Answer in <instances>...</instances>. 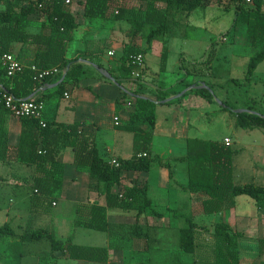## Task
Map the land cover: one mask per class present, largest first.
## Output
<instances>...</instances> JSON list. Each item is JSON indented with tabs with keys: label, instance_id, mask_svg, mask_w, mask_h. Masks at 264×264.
Instances as JSON below:
<instances>
[{
	"label": "crops",
	"instance_id": "1",
	"mask_svg": "<svg viewBox=\"0 0 264 264\" xmlns=\"http://www.w3.org/2000/svg\"><path fill=\"white\" fill-rule=\"evenodd\" d=\"M68 1L69 3H65L68 5V9L74 16L78 26L71 34L70 40L65 43V58L67 60L78 58L76 62L83 65V73L77 85H70L62 92L57 91V86L48 87L57 84L59 80L56 78L52 84L46 85L38 93L30 96L39 97L44 102L45 108L42 119L45 122L53 121L63 124L78 123L80 132L94 135L95 144L102 159L107 162L112 159L126 160L131 158L133 154L132 133L117 129V127L128 123L129 112L132 108L128 106L124 95L147 97L156 102V124L152 137V154L157 155L160 161L170 164L173 177L170 178L169 170L158 163L152 164L150 171L154 164L157 166L153 173L150 171L144 174L133 171L122 173L121 185L123 187H130L138 181L146 180L148 197L153 201L154 210L162 214L161 217L148 215L141 216L137 220L134 211L108 208L106 216L108 223L111 225L109 233L101 232L102 234H99L98 231L83 227L74 228L73 223L76 219L78 205H105V198L96 188V184L91 182L87 170L76 168L73 164L72 148L67 147L62 155L63 185L58 193L61 200L72 205L74 214L65 223H62L60 218L55 217V220H51L50 229L48 227L37 228L49 230L58 240L65 241L72 238V242L77 245L106 247L109 252V263L126 264L128 259L142 257V255L146 256L150 252V240L156 236L159 220L167 218L164 224L166 233L162 236L164 241H169L170 234L167 231L169 228H174L178 235L177 244L173 242L174 248L173 245L165 248L169 254L174 251H179L178 253L181 251L179 249V229L186 227V219L197 225L206 226L210 230H212L215 223L223 222L231 230L244 235L243 238L238 240L239 264H264V209L259 210L250 197L238 196L235 199L233 208L216 214L203 215L201 202L204 197L200 194H190L183 188L187 183V175L184 177L180 171L182 168H179L181 167L180 162L176 160L183 156L177 147L181 146L180 149L183 150L187 138L197 137L187 135L179 137V131L182 129L183 134L187 132L186 128H189L191 123V110L194 106H199L200 99H203L190 92V87H194V84L200 86L204 79L195 71L188 72L184 70L187 57L181 49L182 46L178 54V62H176L179 68L178 77L173 84L164 86L160 75L157 74L160 72V67H155L153 71L150 70L148 65L149 58L153 55L152 49L156 42L155 38L159 47L158 51H155V55L160 60L163 36L155 37L149 45L145 42L143 35L144 29H148V26L147 28H144L146 26L142 27L141 32L132 37L130 24L127 21L113 20L111 16L108 18H85L82 5L84 0ZM114 2L116 4L117 0ZM0 10H3L2 5H0ZM190 15L177 16L175 24H172L169 29L167 35L168 55L165 70L162 72L167 70L170 40L175 36L174 27L179 25L181 17L186 18ZM97 20L103 22H99L100 25H104L106 22L110 25L105 38L96 35L99 29ZM43 23H45L43 16H30L26 31L30 34L41 33L48 37L49 30L41 27ZM128 45H133L145 52L144 68L139 79L133 78L132 75L130 79H127L123 75V68L129 66V62L124 58V48ZM39 49H44L43 44L17 43L13 45L12 54L22 63L29 65L33 63L35 54ZM109 51L112 52L111 56L108 55ZM102 71L113 76L114 80L106 78ZM118 81L121 85L116 83ZM176 88L179 90L176 91ZM182 90H184V93L177 97L176 94L182 93ZM65 94L68 97H65ZM162 97H164L163 100H157V98ZM166 105H174L172 111L175 113L170 125L168 123L167 130L164 129L163 123L157 120L156 117L157 111ZM114 117L119 119V125L117 126L113 123ZM20 131V122L15 117L9 113L0 112V137L2 139L0 143V177L2 178L0 180V226L10 223L15 233L13 238L8 236L0 238V243L5 246L11 241H17L22 245L31 246L28 251L19 253L22 263L25 259H31V264H40L42 258H48L50 263L54 261L53 264H58L60 259L65 258H61L59 252H51L48 242L23 243L19 240V236L24 231L31 230L32 225L41 224L40 215H48L32 212L30 196L33 190L32 178L35 176V169L33 166L20 163L17 158L16 147ZM225 138H228L232 143L229 136H225L219 141H223ZM155 142L165 145V153L157 154L154 152ZM235 151L237 153L238 150ZM233 182L235 185L240 186L254 184L264 187V175L257 176L255 172H251L250 176L245 177L243 173L235 174L233 168ZM158 192L159 195L156 196ZM53 203L55 205H52V207H57L58 199L54 198ZM177 216H179L178 223H176ZM65 224L70 226V231H66V227H64V232L61 231V227ZM200 238L197 241L196 253L193 254L195 262L200 263L203 257L208 256L209 264H212L211 243L208 249L205 246L202 247L199 241ZM260 247H263L261 251ZM3 257L7 260L6 250L0 252V260Z\"/></svg>",
	"mask_w": 264,
	"mask_h": 264
},
{
	"label": "trees",
	"instance_id": "2",
	"mask_svg": "<svg viewBox=\"0 0 264 264\" xmlns=\"http://www.w3.org/2000/svg\"><path fill=\"white\" fill-rule=\"evenodd\" d=\"M115 0H84L83 16L85 18H108L125 20L130 24L132 37L141 32V27L148 26V33L144 39L151 44L155 37H164L163 48L160 56V71L165 70L168 55V32L170 23L176 22L179 15H190L192 12L206 7L210 0H128L135 3L136 7L129 10L121 9L112 12ZM233 4V29L237 26L245 27L244 43L258 50L249 58L245 80L255 72L257 66L264 61V0H226ZM164 4L161 8L157 4ZM3 10H0V54L12 53L14 44H43L44 49H39L33 60L38 69L59 67L64 74L47 78L43 81L34 80L35 73L29 69L12 77H7L0 67V112L10 113L5 108L2 95H11L14 102L28 99L38 93L43 87L52 84L54 80L63 81L57 85V91H63L70 85H77L82 77L83 65L77 63L78 58L67 60L65 58V43L70 40L71 34L77 28V22L68 9L64 0H0ZM113 13V14H112ZM40 15L45 18L42 28L49 30V36L30 34L26 31L30 16ZM144 51L133 45L124 48V58L129 62V57ZM208 69L211 68L207 60ZM123 68L124 77L131 78L136 67L128 63ZM113 77V76H112ZM118 85L121 83L116 82ZM202 84V83H201ZM200 84V85H201ZM212 92V86L204 83ZM194 84V87H197ZM196 96L211 102L214 92L206 88H193L190 90ZM127 103L132 107L129 112L128 123L117 127L132 133L131 158L115 159L118 166L112 165L99 156L92 134L82 133L79 124H63L45 122L38 118H16L20 122L21 131L16 147L17 158L20 163L33 166L35 176L32 178L33 190L30 203L33 213L49 214L54 202L53 194L61 190L63 185L62 155L67 147L73 151V164L76 168L86 169L91 182L101 195H104L105 205L87 204L78 205L74 228L109 233L111 225L107 221L108 208L134 211L136 219L141 216H158L153 208V201L148 197V184L146 180L138 181L130 187L121 185L122 173L133 171L148 173L153 163H158L169 170L172 178L170 164L160 161L157 155L152 154V137L155 129L156 102L140 95H124ZM41 101L39 97L29 98ZM157 98V100H163ZM168 103V102H167ZM228 106V104H225ZM234 109L233 107H229ZM236 123L242 130H264V116L249 112L234 113ZM249 111V109H248ZM44 126H42V124ZM0 137V143H1ZM1 145V144H0ZM186 155L176 159L187 165V183L183 187L190 194H200L204 197L201 202L203 215L220 213L235 206L238 196H247L254 200L259 210L264 209V187L254 184L235 185L233 182L234 155L236 151L223 141L201 138H187L185 140ZM0 180L2 178L0 177ZM116 188V189H114ZM176 216V214H174ZM186 227L179 229V249L188 254H195L197 241L201 234L209 236L208 243L212 247V264H239L238 240L243 234L231 230L223 223L217 222L210 230L186 219ZM15 236L10 223L0 226V238ZM19 240L23 243L48 242L51 252H59L61 258L74 261H85L99 264L109 263V252L106 247H93L77 245L72 238L65 241L58 240L47 229L37 228L24 231ZM208 244V246H209ZM208 246L207 249L209 248ZM263 247H260V251ZM54 261L51 262L53 264ZM201 263L209 264V258L203 257ZM40 264H50L48 258H42Z\"/></svg>",
	"mask_w": 264,
	"mask_h": 264
},
{
	"label": "rangeland",
	"instance_id": "3",
	"mask_svg": "<svg viewBox=\"0 0 264 264\" xmlns=\"http://www.w3.org/2000/svg\"><path fill=\"white\" fill-rule=\"evenodd\" d=\"M157 4L161 8L165 6L164 4L161 5L160 2ZM132 7H136L135 3L128 0H117V3L112 6V12L117 13L116 11L129 10ZM233 9V4L226 0H210L203 9L192 12L189 17H181L179 25L174 27L175 36L170 40L167 70L166 72L160 71L162 73L157 74L160 75L164 86L174 83L178 77L179 68L176 62H178L177 58L182 46L181 49L187 57L184 70L188 72L195 71L198 75H201V78L204 79L203 83L212 86L214 97L211 102L200 99V105L192 108L190 127L186 128L187 132L185 134L180 128L179 137L187 135L201 139L221 140L223 137L229 136L232 139V143L230 142L231 148L238 150L234 155L235 174L243 173L245 177H248L251 172H255L257 176H261L264 175V131L260 129L242 130L237 126L236 117L233 113L221 111L224 107L220 103H223L224 105L228 104V107H233V110L249 109L250 112L264 116V61L257 66L254 74L248 80L244 79L248 60L258 49L245 45V27L237 26L233 29ZM97 22L99 29L95 34L105 38L110 25L107 24L108 22L104 25H100L99 22H103L99 20ZM172 24H175V22H171L170 26ZM144 28H147V26ZM147 31L148 29H144L143 33H148ZM222 38H225V40H222ZM155 41L152 49L153 55L150 56L148 64L150 70L153 71L155 67H160V60L155 55V51L159 49L156 38ZM208 59L211 64L210 69L207 68ZM175 90L179 89L176 88ZM173 108L174 105H166L157 111V120L163 123L165 130L168 129L175 115L172 111ZM180 147L178 146L177 149L181 151V155H183L181 157H184L186 149L183 147V150H181ZM153 148L157 154H163L166 151L163 143L158 144V142H155ZM180 166L179 168H182V170H179L185 177L187 175V165L185 162H180ZM156 167L154 164L150 172H155ZM158 195L159 192L156 193V196ZM53 197L58 199L57 207H50L48 215H40L41 224H34V222V226H31L32 229L37 227H48L50 229L51 220H55V217L60 218L62 223H65L74 214L72 205L61 200L58 192H55ZM176 218V223H178L179 216ZM166 220L167 218L158 221L156 236L150 240V252L146 256L130 258L126 261V264L142 262L149 264H203L201 261L200 263L195 262L193 254L182 251L180 253L174 251L169 254L165 248L171 247L174 244L173 242L177 244L178 235L174 228H169L167 231L170 234V242L163 240L162 236L166 233V228H164ZM64 227L67 228L66 231L71 229L70 226L65 224L61 227L62 232L65 231ZM200 237V245L202 247L208 246L209 243L206 238L209 236L201 234ZM28 246L17 241H11L5 246L0 243V252L6 250L8 255L7 260L4 257L0 260V264H31V259H25L22 263V259L19 258L21 251H28L31 247ZM175 248L177 247L175 246ZM78 262L80 261L60 259L58 264H78ZM79 264L86 263L80 262Z\"/></svg>",
	"mask_w": 264,
	"mask_h": 264
},
{
	"label": "built area",
	"instance_id": "4",
	"mask_svg": "<svg viewBox=\"0 0 264 264\" xmlns=\"http://www.w3.org/2000/svg\"><path fill=\"white\" fill-rule=\"evenodd\" d=\"M245 1L247 3L251 2V0ZM65 2L69 3L68 0H66ZM222 40H225V38H222ZM108 55L111 56L112 52L109 51ZM144 62L145 60L143 54L138 53L129 57V63L132 66L136 67V70L132 73V76L134 78H140L144 68ZM0 67L5 71L7 77H12L18 73L23 72L25 69H29L35 73L33 78L36 81H43L47 78H55L62 73L64 74V70L60 69L57 66L46 69H38L34 64L26 65L19 61L12 53L0 54ZM65 97H68V95L65 94ZM2 100L4 102L5 108H7L10 111L11 115L15 118L29 117L42 119L45 108L43 101H33L30 99H25L22 101L14 102L13 97L7 93H4L2 95ZM128 106H130V103H128ZM113 123L115 126L119 125L118 117L113 118ZM41 124L42 126H44L43 123ZM224 143L226 145H230V140L228 138H225ZM110 163L114 166H118V163L115 159L110 160ZM52 205H55V203H53Z\"/></svg>",
	"mask_w": 264,
	"mask_h": 264
},
{
	"label": "water",
	"instance_id": "5",
	"mask_svg": "<svg viewBox=\"0 0 264 264\" xmlns=\"http://www.w3.org/2000/svg\"><path fill=\"white\" fill-rule=\"evenodd\" d=\"M102 74H103L106 78H108V79H110V80H112V81L114 80L113 77H112L110 74H108L107 72L102 71ZM63 79H64V76L61 77V79L57 82V84L49 85L48 87H49V88H53V87L57 86L61 81H63ZM190 88H191V89H193V88H206V89H208L211 93H213L212 90H211L208 86H206L204 83H202L200 86H197V87H193V86H192V87H190ZM183 93H184V92L178 94L177 97H180ZM29 98H31V97H29ZM29 98H28V99H29ZM220 104H221L224 108H227V109L233 111L234 113H241V112H249V113H253V112H250V111H248V110H232V109H230L228 106L224 105L223 103H220ZM253 114H258V113H255V112H254Z\"/></svg>",
	"mask_w": 264,
	"mask_h": 264
}]
</instances>
